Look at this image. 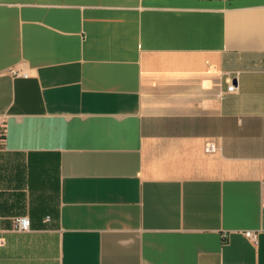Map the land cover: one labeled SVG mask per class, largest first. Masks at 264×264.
Returning <instances> with one entry per match:
<instances>
[{"label": "crops", "instance_id": "0c3cea01", "mask_svg": "<svg viewBox=\"0 0 264 264\" xmlns=\"http://www.w3.org/2000/svg\"><path fill=\"white\" fill-rule=\"evenodd\" d=\"M0 121V264H264V0H0Z\"/></svg>", "mask_w": 264, "mask_h": 264}, {"label": "built area", "instance_id": "2783aa9c", "mask_svg": "<svg viewBox=\"0 0 264 264\" xmlns=\"http://www.w3.org/2000/svg\"><path fill=\"white\" fill-rule=\"evenodd\" d=\"M227 91L228 92L237 91V85H235L233 82H230L227 86ZM4 132H5L4 124L2 123V121H0V136H3ZM216 148L217 147L214 143H210L207 146L208 151H215ZM14 225H15V228H17L19 230L30 229V226H31L30 218L26 215L17 216L14 219ZM245 234L247 237L251 238L255 242L257 241V234L254 231L248 230V231H246Z\"/></svg>", "mask_w": 264, "mask_h": 264}]
</instances>
